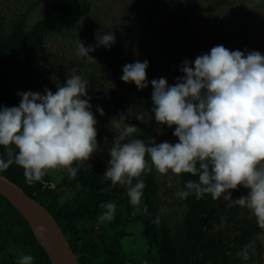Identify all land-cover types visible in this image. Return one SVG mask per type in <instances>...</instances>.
I'll list each match as a JSON object with an SVG mask.
<instances>
[{"label": "trees", "instance_id": "16d2710c", "mask_svg": "<svg viewBox=\"0 0 264 264\" xmlns=\"http://www.w3.org/2000/svg\"><path fill=\"white\" fill-rule=\"evenodd\" d=\"M164 1L165 4H162ZM202 1L151 2V7H162L172 14L169 18L171 26L153 34L149 23L154 18L146 17V5L143 9L141 3L134 0L135 43L128 35L126 39L125 36L115 35L111 48L100 46L89 53L93 58L91 60L77 55L79 40L88 45L84 38L75 40L74 55L63 52L60 58H54V55L42 57L39 48L48 36L68 33L81 19L88 17L93 10V0H23L18 1L16 9L7 13L8 16L1 14L0 9V106H18L21 99L17 95L19 92L31 90L44 93L47 88L55 93L67 77L75 73L88 81V97L95 99L96 104L93 109L97 106L109 111L118 109L119 113L128 115L125 123L137 126L139 131L136 136L146 144L151 140L167 141V133H173L175 126L168 128L156 124L151 112L150 82L165 78L169 85H174L177 78L183 75L180 71L183 61H194L217 45L231 51H255L249 37L254 35L253 29L264 33V24L257 25L250 3L242 0H221L218 10H222L225 16L219 21L209 10L210 6L214 8L217 0H206L208 6L202 8L201 13L211 26L204 33L199 30V23L191 19L201 10L200 7H204ZM37 10L40 13L31 17L30 14ZM98 33L106 32H97L90 27V39L95 45ZM133 47L138 48L139 57L134 55ZM260 53L264 55V47ZM145 59L149 62L147 88L138 90L134 83H124L120 79L124 65ZM138 93H141L139 110L133 104ZM136 113H143L144 119H135ZM120 131L110 133L108 146L96 149L88 164L74 162L73 167L79 171L76 179L72 180L75 184L74 189L71 188L72 194H65L59 185L53 187L47 173L41 182L31 185L25 182L23 168L16 164L0 173L50 212L79 264H260L264 253V228L257 225L256 218L248 209L225 201L223 196L217 200H213L210 194L201 199L189 195L181 200L176 196L184 209L180 219L171 223L160 199L161 188L165 186L167 191V181L161 186L154 168L139 178L144 180L146 187L138 206L129 203L127 185L117 184L109 188L111 182H105L103 175L114 138L119 136ZM162 133L165 135L162 136ZM0 155L6 158L4 146H0ZM146 160L150 163L149 157L146 156ZM171 176L176 184L172 189L175 193L176 189L177 192L184 190L187 180L197 179L191 174ZM135 182L136 178L133 184ZM230 191L233 199L248 193V189L243 187ZM109 202L121 205L128 216L115 212L112 220L98 221L105 211L101 205ZM157 217L160 220L158 224L154 223ZM128 224L138 229L141 239L148 245L143 260L134 257L125 248L130 235L126 230ZM23 255H32L34 264H51L26 219L0 194V264H17L18 258Z\"/></svg>", "mask_w": 264, "mask_h": 264}, {"label": "clouds", "instance_id": "9594fccd", "mask_svg": "<svg viewBox=\"0 0 264 264\" xmlns=\"http://www.w3.org/2000/svg\"><path fill=\"white\" fill-rule=\"evenodd\" d=\"M95 39V47H85L79 40L77 55L91 60L90 52L115 43L110 31ZM148 67L147 59L128 63L120 79L143 90L149 86ZM180 71L183 75L174 85L165 78L150 82L155 122L175 126L177 142L146 144L136 136L139 128L125 123L128 115L119 113L110 121L121 131L109 151L105 182H111L109 188L127 185L129 203L138 206L146 187L139 178L153 168L161 175L191 174L197 179L185 182L184 190L176 192L179 199L223 196L248 209L264 228V55L217 45L194 61H183ZM87 89L88 81L73 73L55 93L47 88L43 94L19 92L18 106H0V146L6 151V158L0 155V172L16 164L31 185L41 182L47 170L60 167L69 180L76 179L79 169L74 162L89 160L98 148V121ZM96 112L104 115L99 106ZM135 119L142 121L144 114L136 113ZM240 187L248 189L247 195L233 199L230 190ZM101 207L105 211L100 219L112 220L116 204ZM159 222L157 217L154 223ZM244 255L247 258V252ZM17 264H34V257L23 255Z\"/></svg>", "mask_w": 264, "mask_h": 264}, {"label": "rangeland", "instance_id": "374dc122", "mask_svg": "<svg viewBox=\"0 0 264 264\" xmlns=\"http://www.w3.org/2000/svg\"><path fill=\"white\" fill-rule=\"evenodd\" d=\"M18 1L23 0H0V9H2L1 14L7 15L11 10L16 9V4ZM142 8L146 5V11L145 16L154 18V23L150 22L149 24L152 25L151 28L152 33L154 34L156 31H160L163 29H167L171 26L169 18L172 16V14L168 13L166 9L159 7V8H153L151 7V2H156V0H138ZM201 1V0H200ZM243 2H249L251 6L252 15H254L255 21H258V26H262L264 24V0H242ZM133 3L134 0H93V10L92 13L83 19H81L74 27H72L68 33L60 34L57 33L52 36H48L44 40V44L39 48V53L42 57L45 56H52L54 58H60V54L67 53L74 55L75 50L73 49L77 39L84 38L86 39V42L88 45H85V47L89 46H96L94 41H91V37L89 35V29L90 27H94V29L97 32H112L114 35H121L125 36V39L128 35V38L133 40V44L135 43V35L137 32L133 31V24L135 22V13L133 12ZM201 3V2H200ZM221 0H217V3L215 6L217 9L210 6L209 10L213 12L218 18L217 20L221 19L225 16V13H222V10H218V7L220 8ZM165 4V1L162 3ZM202 5L204 7H200L201 10L195 15L192 16V21H197L200 25L199 30L208 31L210 24L206 23L203 9L207 8V1H202ZM144 9V8H143ZM224 12V11H223ZM39 10L36 12H32L30 15L31 17H35L38 15ZM169 20V21H168ZM262 21V22H261ZM261 22V23H260ZM164 24V27L162 26ZM256 27V25H254ZM254 35L250 36V43H254V50L255 51H261L264 47V33H262L258 29H253ZM264 32V31H263ZM205 33V32H204ZM150 35V33H149ZM164 37V36H162ZM124 40V38H122ZM157 41V40H156ZM76 48V47H75ZM134 49V47H133ZM138 48L134 49V55L136 57H139V53L136 51ZM41 94H43V91H38ZM141 93L137 94L135 98V101L133 104L135 105L136 109L139 110L141 105L139 104ZM146 100V97H144V101ZM90 103L92 105V111L95 115V118L97 119L98 123L96 125L97 128V143L98 148L104 149L105 146H108L107 141L110 137V133H113L116 129L110 125V121L112 118L117 117L119 114V110L113 109V110H104V115L101 116L99 113L96 112V108L93 109V106L95 104V99L91 98ZM135 107H133L135 109ZM101 120V121H100ZM157 129V133H159ZM165 134L162 133V136ZM178 138L174 137L172 133H167V141L175 143L177 142ZM162 139H158L156 141L157 143L164 142ZM111 145V144H110ZM97 148V149H98ZM89 160L81 161L82 164H88L90 160L93 158L94 154ZM50 178H51V185L57 186L59 185V189L61 191H64L65 194H72V190L75 187V184L72 182V180L68 179L67 173L65 172L64 168H56V169H49L46 172ZM155 175L157 178V181L161 184V186H164V182L167 181V191L165 190V186L161 188L160 192V199L162 204V209L165 212L166 216L170 219L171 223H175L178 219H180L182 215V211L184 209L183 205H181L178 201V198L176 197V193L174 190H172L176 184L173 180V177L171 176L172 173H169L166 175H161L156 172ZM73 188V189H71ZM177 192V189H176ZM115 212H119L123 217H127L128 213L125 211V209L117 204ZM101 219L99 218L98 221ZM107 221V220H103ZM101 222V221H100ZM137 227V226H136ZM126 230L130 232V235L127 237L128 243L125 242V248L128 252H132L134 257H138L139 260H143V256H146L145 251L148 248V245L141 239L140 233L138 229L135 228V226H130L129 224L126 225ZM40 237V236H39ZM37 236L38 242L41 241V238ZM40 243V242H39ZM13 250V249H12ZM136 264H140V262H136ZM260 264H264V253L262 254V259Z\"/></svg>", "mask_w": 264, "mask_h": 264}, {"label": "water", "instance_id": "95a60500", "mask_svg": "<svg viewBox=\"0 0 264 264\" xmlns=\"http://www.w3.org/2000/svg\"><path fill=\"white\" fill-rule=\"evenodd\" d=\"M0 194L22 214L36 238L40 236L41 241L39 242L46 251L51 264H79L65 234L50 212L1 173ZM34 222L39 224L43 235L36 231Z\"/></svg>", "mask_w": 264, "mask_h": 264}, {"label": "bare ground", "instance_id": "6f19581e", "mask_svg": "<svg viewBox=\"0 0 264 264\" xmlns=\"http://www.w3.org/2000/svg\"><path fill=\"white\" fill-rule=\"evenodd\" d=\"M34 226H35V228H36V231H37L38 233H40L41 235H43V230L41 229V227L39 226V224L36 223V222H34Z\"/></svg>", "mask_w": 264, "mask_h": 264}]
</instances>
